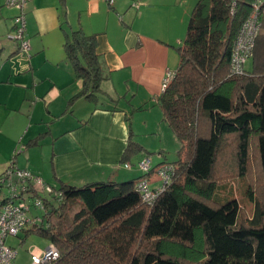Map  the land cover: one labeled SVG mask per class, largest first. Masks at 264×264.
I'll list each match as a JSON object with an SVG mask.
<instances>
[{"label": "trees", "instance_id": "trees-1", "mask_svg": "<svg viewBox=\"0 0 264 264\" xmlns=\"http://www.w3.org/2000/svg\"><path fill=\"white\" fill-rule=\"evenodd\" d=\"M233 1L195 3L177 49L174 77L153 99L180 143L177 160L170 163V182L151 204L136 184L144 176L162 183L156 171L161 164L148 172L138 168L141 175L128 181L61 184L52 197L40 195L44 217L23 231L56 246L59 258L53 264H264V202L249 192L254 210L242 221L239 201L229 193L218 197L213 177L222 142L230 137L241 173L256 138L264 175V60L259 57L264 51V0H236L235 6ZM253 13L259 29L252 70L244 67L243 74L231 75L234 40ZM63 45L82 82L80 94L95 96L107 78L96 51L97 35L78 29L65 36ZM143 150L128 140L122 162ZM13 165L11 159L8 166Z\"/></svg>", "mask_w": 264, "mask_h": 264}, {"label": "crops", "instance_id": "crops-1", "mask_svg": "<svg viewBox=\"0 0 264 264\" xmlns=\"http://www.w3.org/2000/svg\"><path fill=\"white\" fill-rule=\"evenodd\" d=\"M172 5L170 0H26L28 68L16 61L18 43L9 37L19 10L0 0V173L13 159L54 189L139 177L133 164L145 156L144 145L137 160H121L133 137L127 118L146 103H156L166 72L179 65L177 49L186 33ZM159 23L169 28L172 23L177 34L158 29ZM78 29L97 35L96 51L107 73L92 97L80 94L82 82L64 51L65 36ZM118 79L143 93L142 100H132L131 110L116 105ZM151 160L154 166L162 163Z\"/></svg>", "mask_w": 264, "mask_h": 264}, {"label": "rangeland", "instance_id": "rangeland-1", "mask_svg": "<svg viewBox=\"0 0 264 264\" xmlns=\"http://www.w3.org/2000/svg\"><path fill=\"white\" fill-rule=\"evenodd\" d=\"M197 1L198 0H183L181 3L175 4L176 0H170V2L173 3L171 7L173 11H175V15H177L178 11L179 20H183V24L180 26L181 29L184 27L183 35H185L187 30L190 12ZM120 23L122 24L123 29H127L128 25L123 22ZM126 23L128 22L126 21ZM170 25L169 28L165 24L159 23L156 25V27L158 29L163 28L169 31L171 34H177V30L173 29V24L171 23ZM117 31L118 29L116 28L115 30L110 31L111 40L112 35L117 33ZM31 57L32 55H29L28 57L17 54L16 61L21 59V67L26 65L29 68V61ZM259 57L264 60V51L261 50ZM254 61L253 58H249L244 64L245 69L251 71ZM103 74L107 76V73L103 72ZM121 80L118 79L116 83L117 85L115 86L116 93L118 94V103L116 102V105L117 107L131 110L134 105L132 100L135 102L142 100L143 93L141 90L136 91V87H131V84L133 83H127L128 81L125 82L124 80L126 79ZM125 83L127 86L130 85L129 91ZM98 95L101 96V94ZM32 102L33 101H31V103ZM160 112L159 106L153 102L146 103L143 110H134L130 120L133 129V137H131L130 140L144 145L146 148L144 150L146 156L156 161L162 160V163L160 164L166 165L177 160V152L179 150L180 143L168 124L162 120ZM23 148L24 147L21 145V149L19 150H22ZM21 155L25 157L26 152H22ZM139 155L140 154L133 155L132 159L137 160ZM10 162L11 159L9 160V163ZM9 163L7 162V164ZM155 163H153V165ZM137 165V162H134V169H137ZM261 169L259 152L256 146V138L251 139L248 160L242 173L240 172L237 161V148L235 140L230 137L229 139H226L224 142H222L213 176L217 181L218 188L216 189L215 193L218 194V197L228 196L227 193H229V196H235L241 206L242 221H246L251 218L254 210V204L250 201L248 196L249 192H251L253 195L252 197L259 200L260 202H264V175H262ZM156 180L157 181L154 182H151L150 180L149 183L151 189L159 188L161 185L160 179L158 177ZM3 191L5 192L6 190ZM36 195L49 196L48 194L37 189V193L30 191L24 192L22 197L25 202L31 204L28 216L30 218H43L44 211L42 209L35 208L32 204V201ZM221 200L224 201L225 198ZM45 220L46 218L44 219V222ZM5 244L16 251L15 258L13 259L14 264H30L31 251L46 248L49 245V241L36 233L30 232L27 234L24 231H20L16 236H7L5 239Z\"/></svg>", "mask_w": 264, "mask_h": 264}, {"label": "built area", "instance_id": "built-area-1", "mask_svg": "<svg viewBox=\"0 0 264 264\" xmlns=\"http://www.w3.org/2000/svg\"><path fill=\"white\" fill-rule=\"evenodd\" d=\"M106 1L112 3V0ZM258 2L260 3L261 0ZM25 3L26 0H5V4L8 7L19 10V13L14 16V29L9 37L18 43L17 54L29 57L30 43L26 37V19L23 11ZM232 3L235 6L236 0ZM256 3V1H253V5L258 10ZM233 11L234 7L231 12ZM261 12L264 14V10ZM257 19V13H253L246 18L236 35L230 59L231 75L243 74L245 62L252 56L254 39L259 29ZM174 74V71L166 72L160 86V92L167 88ZM137 164V167L142 172H148L152 168V160L148 156L141 158ZM130 166V163H125V167L129 168ZM156 171L162 181L159 188L151 189L146 176L141 178L136 184V189L141 194L142 199L149 204L153 203L158 193L170 182L173 166L171 164L162 165ZM31 188L36 192L38 189L51 197L56 194L55 189L47 185L39 176L16 165L7 166L6 170L0 174V264H14L13 259L16 255V251L5 244L6 237L9 235L16 236L26 227L40 221L37 217L30 218L28 216L31 204L25 202L22 197L24 192L35 193ZM3 190L6 191L4 192ZM32 204L35 208L43 209L44 201L40 196L36 195ZM58 258V249L54 244L49 243L44 249L31 251L30 264H53Z\"/></svg>", "mask_w": 264, "mask_h": 264}]
</instances>
